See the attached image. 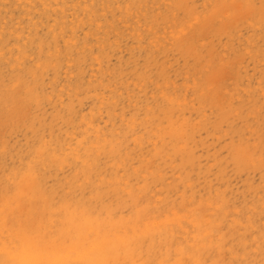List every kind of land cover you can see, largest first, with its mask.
Listing matches in <instances>:
<instances>
[{
    "label": "rangeland",
    "instance_id": "1",
    "mask_svg": "<svg viewBox=\"0 0 264 264\" xmlns=\"http://www.w3.org/2000/svg\"><path fill=\"white\" fill-rule=\"evenodd\" d=\"M23 252L264 264V0H0V263Z\"/></svg>",
    "mask_w": 264,
    "mask_h": 264
},
{
    "label": "bare ground",
    "instance_id": "2",
    "mask_svg": "<svg viewBox=\"0 0 264 264\" xmlns=\"http://www.w3.org/2000/svg\"><path fill=\"white\" fill-rule=\"evenodd\" d=\"M193 215V214H192ZM160 222V221H159ZM141 226V225H140ZM172 229V228H171ZM193 229V228H192ZM187 230V229H186ZM204 232V231H203ZM188 238V237H187ZM196 238V237H195ZM194 238V239H195ZM92 245H94V244H92ZM112 245V244H111ZM100 246V245H99ZM97 244L96 245H94L93 246V249H99L100 247H99ZM114 246V245H113ZM108 248V247H107ZM73 249V248H72ZM91 249H92V247H91ZM27 250H28V248H27ZM45 250V249H44ZM96 251H98V250H96ZM104 252H105V249H104ZM103 252V253H104ZM19 253V252H18ZM94 253V252H93ZM5 255H7V254H5ZM104 256V255H103ZM94 257H96V255L94 256ZM101 257V256H100ZM8 258V257H7ZM7 258H6V260H7ZM19 258H20V260L22 261V263L23 264H35V262H36V258L33 256V254H30V253H27V252H23V253H21L20 255H19ZM103 258V257H102ZM111 258V257H110ZM96 259H98V258H96ZM103 260H105V259H103ZM16 261L18 262V260L16 259ZM99 261H100V259H99ZM76 263V262H75ZM103 263V262H102ZM1 264V263H0ZM47 264V263H46ZM81 264V263H80ZM94 264V263H93ZM101 264V263H100ZM107 264V263H106Z\"/></svg>",
    "mask_w": 264,
    "mask_h": 264
}]
</instances>
